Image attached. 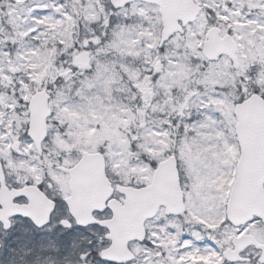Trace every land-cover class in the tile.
<instances>
[{"label": "snow or ice", "instance_id": "1", "mask_svg": "<svg viewBox=\"0 0 264 264\" xmlns=\"http://www.w3.org/2000/svg\"><path fill=\"white\" fill-rule=\"evenodd\" d=\"M0 264H264V0H0Z\"/></svg>", "mask_w": 264, "mask_h": 264}]
</instances>
